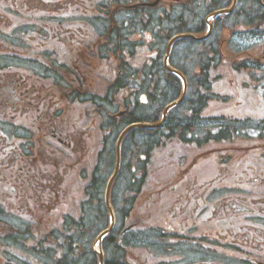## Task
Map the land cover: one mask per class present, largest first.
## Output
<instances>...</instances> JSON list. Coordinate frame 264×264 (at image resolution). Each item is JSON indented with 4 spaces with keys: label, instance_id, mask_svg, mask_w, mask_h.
Wrapping results in <instances>:
<instances>
[{
    "label": "flooded vegetation",
    "instance_id": "af4514ba",
    "mask_svg": "<svg viewBox=\"0 0 264 264\" xmlns=\"http://www.w3.org/2000/svg\"><path fill=\"white\" fill-rule=\"evenodd\" d=\"M110 1L0 0V17L16 15L0 20V264H67L68 254L83 264L88 243L93 263L100 262L94 245L112 222L105 192L117 141L122 126L148 103L132 78L125 89L114 88L122 73L111 70L120 52L116 43L139 15L137 9L91 12ZM253 80L264 101V79ZM158 85L157 96L162 81ZM243 122L237 117L235 125L210 126L230 132L218 147H210L212 139L178 143L184 152L175 162L166 158L173 171L161 164L156 178L144 171L122 174L124 137L110 193L115 224L101 243L104 264H264V116ZM212 161L213 174L206 169ZM89 192L95 235L87 239L82 225ZM152 193L159 221L141 224L139 202ZM77 197L75 216L67 201ZM54 214L58 234L50 224Z\"/></svg>",
    "mask_w": 264,
    "mask_h": 264
},
{
    "label": "trees",
    "instance_id": "16d2710c",
    "mask_svg": "<svg viewBox=\"0 0 264 264\" xmlns=\"http://www.w3.org/2000/svg\"><path fill=\"white\" fill-rule=\"evenodd\" d=\"M232 0H164L162 3V15L156 16L155 9L146 8L147 29L150 33L146 45L154 52L149 56V62H146L143 68L127 66L122 69V73L117 76L114 88L117 91L120 87L125 89L127 81L132 78V88L136 89L138 94L147 92L148 103L147 111L138 113L133 118L128 119V123L135 121H156L161 115V110L170 101L181 94L182 82L180 78L167 71L162 63L163 55L170 38L179 32L204 33L207 28L206 18L216 9L228 6ZM111 7L112 4H107ZM102 5L101 7H107ZM225 19V20H224ZM160 20V21H159ZM224 22L220 23L221 21ZM163 25L161 26V23ZM264 23V5L260 0H239L236 9L230 14H224L218 17L213 34L206 40L197 41L193 39H183L177 41L174 45L170 58L171 64L183 72L189 80V93L184 102L175 108L185 107V111L176 115L170 113L168 121L160 128H137L132 130L123 146L124 172L130 173L135 177L140 171L145 173L149 171L152 155L159 143L164 147L173 141H198L202 144L209 139L220 140L221 137L230 135L228 130L215 133L216 125L224 124L217 118H212L207 125L202 117L204 109L207 107L210 99L213 98V78L214 71L217 70L225 60L224 48L227 38L221 34L222 28H232L236 25H245L253 30L262 27ZM126 41L121 45L124 46ZM184 43L187 46V53L181 54L176 49L177 46ZM120 45V43H118ZM119 49V48H118ZM189 49V50H188ZM118 51H116L117 53ZM253 60V59H252ZM123 64H125L123 62ZM142 65V66H143ZM233 68H239L233 66ZM247 68H249L247 66ZM162 81V94L157 96L160 82ZM172 111V112H173ZM222 123H219V122ZM226 122V121H225ZM212 126V127H210ZM131 135H138L131 139ZM128 142V144H127ZM146 154L144 160L140 155ZM132 188L138 187V181H132ZM101 186V184H100ZM102 198H99V204L102 206ZM84 219L82 228L83 237L90 239L95 233L92 228V205L94 197L87 193L83 203ZM75 223V222H74ZM74 234V238H75ZM90 243L84 245L83 264H94L90 256ZM67 264H79L73 254H68Z\"/></svg>",
    "mask_w": 264,
    "mask_h": 264
},
{
    "label": "rangeland",
    "instance_id": "374dc122",
    "mask_svg": "<svg viewBox=\"0 0 264 264\" xmlns=\"http://www.w3.org/2000/svg\"><path fill=\"white\" fill-rule=\"evenodd\" d=\"M22 1L28 2V0H22ZM42 1L48 2V0H42ZM18 5L20 6V4ZM56 7H62V6L58 5ZM160 8L161 7L157 8L158 14L159 12H161ZM75 11L78 12L77 10ZM99 12L101 13V11ZM15 16L16 15H14L13 12L11 11L10 13H8V17H5V18L0 17V20H2L3 22H8L10 21V19L12 20V18ZM81 18L84 19L85 21H88L91 19L90 16L88 15H84ZM222 22L224 21L222 20L220 23ZM224 24H226V22H224ZM21 25L26 26V24L24 23H22ZM245 28L248 29V27L242 28L240 25L233 26L230 30L224 29L223 27L221 30V34L231 39L232 43L237 44L240 48H244V49H248V45L258 43L252 46L254 50L253 52L255 53L256 49L258 48V50L260 49L263 50V55H264V33H254ZM262 29L264 30V25L258 31L262 32ZM149 37H150V34L147 33L144 35V37L134 35L131 39H132V42H138L140 40L148 41ZM187 46L188 45L185 46L184 43H181L177 46L176 50L183 55L187 53V50H186ZM151 51L152 50L149 48V46H146L145 48L141 47L137 49L136 57H134L130 62H128L126 59L129 57V55L124 54L126 57L124 60L127 61L128 64L131 63L135 67L140 66V68H143L148 59V56L151 54ZM231 51L233 52L234 49L229 47V51L225 52L226 55H229ZM241 51H245V50H241ZM116 57H119L120 59L118 60ZM116 57H115L116 60L114 61V64L111 65L112 66L111 70L112 68L113 69L116 68L118 64H120L121 60H123L120 53H119V56L117 55ZM262 60H263V64H262L263 66L264 57ZM248 74L249 73L247 71H241L239 74H235L230 69V63L224 60L221 63V66L217 70L214 71V75L216 79L214 82V89L211 92L212 94H214L215 97L208 103V106L202 115L205 116L206 118L214 116V115H221V116L225 115L228 118L264 116V101L260 99L258 95H255V92L254 93L251 92L250 89L249 91H247V88L245 86L244 87L241 86V83L243 80L251 79L250 75ZM110 75H112V78H113V75H114L113 71L112 73L111 71L109 72V76ZM251 82H252L251 87H253L254 86L253 80H251ZM226 92L230 94V97H228L229 98L228 101L223 100V96H225ZM244 95H245V98H244ZM184 111H185V107H182L176 111H173V113L178 115ZM139 113H142V112H139ZM134 137L138 138L139 136L131 135V139H133ZM219 145L220 144H214L213 146H210V147H218ZM178 146L179 144L177 145L175 142H170L169 145H166L165 147H161V149L157 150L152 162L150 163V168L148 171L149 173H151L153 178H156V175L161 168L160 166H162L161 164H163V166L164 164L165 166L170 165L169 163H166L167 157L174 158V162H175L176 158L179 157V154L184 152L183 150L180 151ZM185 152L187 153V155H193L191 153L192 150H185ZM214 163L215 162L212 161V162H208V164L206 165V169L209 172H211V174L215 173V171L213 172L214 167H215ZM171 171H173L172 167L169 169L168 172H171ZM79 198L80 197H77L76 199H74L72 203L70 202V200L67 201L68 203H70V207L69 206L67 207L68 213H72L75 216L78 215L77 213H78V206H79L78 205ZM156 198H157L156 193H152L149 200L145 199L144 201L141 200L139 202V207H143L142 209L143 213L139 212V215L136 214L137 215L136 218H138L141 224H144L146 219L149 225L151 224L155 225L159 221L158 204H157ZM66 199L68 198L66 197ZM145 210H146V213H145ZM50 224L54 225L53 227H56L57 229L56 234H58L59 219L55 214H54V217H51Z\"/></svg>",
    "mask_w": 264,
    "mask_h": 264
},
{
    "label": "water",
    "instance_id": "95a60500",
    "mask_svg": "<svg viewBox=\"0 0 264 264\" xmlns=\"http://www.w3.org/2000/svg\"><path fill=\"white\" fill-rule=\"evenodd\" d=\"M158 1L159 0H156L153 3H150V5H155V4L158 3ZM237 1L238 0H233V3H232L231 6H229L227 8L218 9V10L214 11L211 14L212 21L209 23V30H208V32L206 34L197 35V34H195L193 32L179 33V34L174 35L171 38V40L169 41L168 46H167V50H166V54L164 56V64H165V67L167 69H169L171 72L177 74L178 76H180L182 78V80H183V92H182L181 96L178 99L172 101L171 103H169L165 107L164 112H163V118L159 122H156V123H150V122L134 123V124H131L130 126H128L126 129H124V131L121 133L119 141H118V147H117V149H118V158H117L116 168H115V171H114L113 175L111 176V178L108 181V185H107V189H106V202H107V205L109 207L110 212L112 213V222H111V226L108 229L104 230L98 236V240L97 241L99 243L102 242L103 236L106 233H108L114 227V224H115V216L113 214V210H112V207L110 205V191H111V187H112L113 181L115 180V178H116V176L118 174V171L120 169V162H121L120 144H121V140L123 139L124 135L132 128H135V127H159V126H161L165 122V120L167 118L168 111L172 107L180 104L183 101V99L185 98V96L187 95V92H188V81H187L186 76L181 71H179L178 69L171 67L169 65V63H168L173 43L175 41H177V40L184 39V38H192V39H195V40L206 39L212 32L215 18L218 17L220 14H226V13L232 12L233 9L235 8L236 4H237ZM99 254H100V264H104V256H103V252L101 251V247H100Z\"/></svg>",
    "mask_w": 264,
    "mask_h": 264
}]
</instances>
